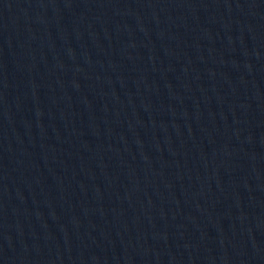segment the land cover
<instances>
[{"label":"water","instance_id":"1","mask_svg":"<svg viewBox=\"0 0 264 264\" xmlns=\"http://www.w3.org/2000/svg\"><path fill=\"white\" fill-rule=\"evenodd\" d=\"M0 264H264V0H0Z\"/></svg>","mask_w":264,"mask_h":264}]
</instances>
